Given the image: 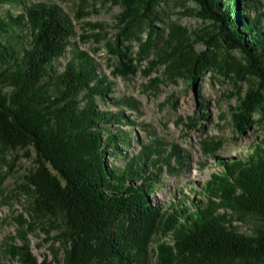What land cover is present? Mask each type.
Masks as SVG:
<instances>
[{"label":"trees","instance_id":"16d2710c","mask_svg":"<svg viewBox=\"0 0 264 264\" xmlns=\"http://www.w3.org/2000/svg\"><path fill=\"white\" fill-rule=\"evenodd\" d=\"M99 1L120 8L106 44L113 73L127 78L144 60L147 75L162 66L150 78L155 90L164 82L194 86L206 74L222 76L238 88L229 109L234 133L264 123V13L254 11L253 0H193L211 25L201 34L172 22L158 33L154 23L164 22L166 0H79L72 16L53 3L0 0L22 5L0 20V148L24 150L33 163L21 186L28 219L18 215L10 254L19 264H151L150 252L155 264H264V135L224 160L216 156L223 140L202 137L203 153L218 159L219 170L200 187V198L178 197L165 207L155 199L164 175L188 161L177 144L154 138L122 154L120 167L110 162L120 146L132 148V135L118 126L133 121L123 110L98 108L111 83L71 41L73 21ZM12 28L21 31L20 48L7 37ZM230 52L240 59L228 61ZM67 53L56 70L54 61ZM111 101L137 110L132 98ZM187 119L189 130L202 129L194 115ZM247 218L252 226L240 231L236 222ZM39 227L51 241L41 260L28 241Z\"/></svg>","mask_w":264,"mask_h":264},{"label":"rangeland","instance_id":"374dc122","mask_svg":"<svg viewBox=\"0 0 264 264\" xmlns=\"http://www.w3.org/2000/svg\"><path fill=\"white\" fill-rule=\"evenodd\" d=\"M29 2H45L58 5L65 13L72 16L78 7L79 0H24ZM94 2V1H93ZM254 11L264 13V0H253ZM22 5L13 3L0 4V20L6 19L7 13H18ZM120 8L111 3L99 1L88 8V15L74 22V36L71 41L76 42L78 49L86 51L97 64L98 71L105 75L111 83L110 93L105 101L98 100V108L102 111L116 112L123 110V114L129 116L133 125L121 123L127 134L132 135V148L124 149L122 153L112 156L110 162L120 167L124 160L125 152L130 155L132 149L137 150L139 143L160 139L165 144L175 143L180 152L188 154V161L180 172L164 175V184L155 194V199L162 202L165 207L171 203H178V197L189 202L192 198H200V187L207 181L209 174L219 170L218 159L206 155L202 151L201 139L204 136L222 139L223 145L216 152L219 159H229L234 155L244 152V147L255 141H260L264 135V123L255 124L244 135L238 136L233 131L230 121V107L238 101V88L232 80L217 75L206 74L194 84L189 80L179 79L176 82H164L158 89H153L150 78L160 76L162 66H158L153 73L147 75V60L138 62L133 74L127 78L113 73L112 57L107 50V40L114 33L113 25L115 16ZM164 22H156L154 26L158 33L167 23H174L186 28L191 33L201 34L210 29L209 22L198 16V8L193 0H166L163 10ZM101 24L102 26H98ZM145 32L140 37H145ZM21 35L19 28L9 30L7 37L16 46L21 47ZM131 53L135 55L139 50L137 41H133ZM199 51L206 50L202 44H198ZM222 56L221 52L217 53ZM68 53L54 61L56 70H61L67 59ZM239 54L230 52L227 60L238 61ZM132 98L137 105L133 111L129 105H116L111 98ZM207 109V115L203 110ZM194 115L202 129L189 130L185 124L188 116ZM203 116L204 120L200 119ZM114 128V127H113ZM137 137V139H136ZM33 166L32 158L26 156L24 150L13 151L0 148V264H19L17 257L9 252L10 244H17V218L19 214L28 219L25 212L27 198L22 193L25 183V175ZM164 169V168H163ZM240 231L248 232L252 226L250 219L237 221ZM53 234V233H52ZM31 253L41 260L49 253L51 241L40 227L28 234ZM154 243H151V247ZM150 262L155 264V257L150 252Z\"/></svg>","mask_w":264,"mask_h":264}]
</instances>
